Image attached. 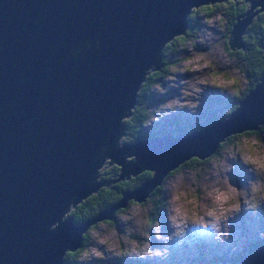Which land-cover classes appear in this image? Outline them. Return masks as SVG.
<instances>
[{
	"label": "water",
	"instance_id": "obj_1",
	"mask_svg": "<svg viewBox=\"0 0 264 264\" xmlns=\"http://www.w3.org/2000/svg\"><path fill=\"white\" fill-rule=\"evenodd\" d=\"M223 0H0V264H65L95 223L143 202L184 161L204 160L228 136L264 127L261 78L223 118L184 135L120 142L145 76L184 35L192 9ZM236 1V0H233ZM226 46L242 37L264 0H244ZM103 165L112 179L99 181ZM147 171L135 188L75 224L90 194ZM234 264H264L258 243Z\"/></svg>",
	"mask_w": 264,
	"mask_h": 264
},
{
	"label": "rangeland",
	"instance_id": "obj_2",
	"mask_svg": "<svg viewBox=\"0 0 264 264\" xmlns=\"http://www.w3.org/2000/svg\"><path fill=\"white\" fill-rule=\"evenodd\" d=\"M200 20L194 38L178 43L176 60L168 75L149 91L151 96L145 104L152 112L151 121L162 122L150 123L144 129L147 132L171 133L177 125L186 131L191 126L199 128L214 117L223 118L254 81L242 72V61L230 56L225 47L227 16L213 12L206 18L201 15ZM120 142H126L124 137ZM230 143L206 162L172 173L146 203L129 201L111 221L90 226L84 244L73 258L82 264H133L134 260L145 264H200L202 260L203 264H234L241 259V253L248 254L256 243L264 242V187L254 197L249 191L251 184H264V172L254 170L241 157L248 155L250 149L257 158L264 156V127L238 134ZM213 180L218 182L216 186L227 180L237 190L248 191L250 202L256 205L253 212L241 201L239 212L228 213L229 237L223 244L213 241V221L204 215V206L209 204L204 192ZM174 193H186L189 199L195 198L194 202L181 204L172 199ZM160 194L165 198L164 206L149 215L153 200ZM177 207L182 209V222L174 228L170 209ZM156 211H161L158 221H151ZM178 230L184 237L179 246L174 237ZM145 244L148 252L167 249V257L138 255Z\"/></svg>",
	"mask_w": 264,
	"mask_h": 264
},
{
	"label": "trees",
	"instance_id": "obj_3",
	"mask_svg": "<svg viewBox=\"0 0 264 264\" xmlns=\"http://www.w3.org/2000/svg\"><path fill=\"white\" fill-rule=\"evenodd\" d=\"M246 8L247 7H246L244 0H236V1L223 0L221 2L214 3L212 5L201 6L196 9H192V11L190 12L188 16L187 29H186L185 34L175 37L172 41L168 42L164 46L161 52V56H160L159 68L155 71H150L146 74L145 79L141 83L140 88L137 92V96L135 100L136 103L133 109L131 110L130 115L128 117H125L122 121L123 128H124L123 137L127 143L133 142L137 139L155 136L156 132H147L144 130L148 127L147 125H149L150 123L158 124L162 122L161 120L151 121L152 112L145 104L146 100L149 98V96H151L149 91L154 86L160 85L163 78L166 75H168L170 71L169 68L172 66L173 62H175L176 60L174 56L177 52L178 43L183 40L190 39L192 37L194 38L195 31H198L200 27V23H201L200 16L202 15L204 16V18H206L207 16H210L211 13L213 12L227 16L228 23H229V24L227 23L228 25L227 31H228L231 26L232 19H234L238 14H240ZM261 37H264V12H260L259 14H257L253 18L250 25L247 27L246 33L242 37L244 50H230L228 48L229 55L232 57L239 58L242 61L240 65L242 72L248 77H250V79L252 80L261 78L263 56H258L261 50V48L258 47V44L260 43L259 39ZM226 40L227 38L225 36V46H226ZM253 82L247 88V92L249 91ZM247 92H245L243 96H245ZM243 96L239 97L237 101L241 100ZM236 103L232 104L231 109H233ZM216 118L218 119L220 117L217 116L212 119L209 118L210 120L206 121L204 125H206L210 121L216 120ZM170 123H171L170 124L171 126L174 125L173 122H170ZM204 125H202L201 127H203ZM177 126L178 128H176V130L172 133H175L177 135H184L193 129H197L199 125L191 126L186 131L181 130V128H179V125ZM260 130L261 128L258 129V131ZM250 132L252 131L243 132V133L248 134ZM237 135L238 134L230 135L223 142H220L213 155H217V153L222 147L231 144L230 142H232V140ZM213 155H211L210 157H212ZM209 158L204 159L202 161L195 159V158H190L184 161L182 164H180L177 168L169 172L167 177H169L172 173H175L182 167H191V166L199 165L203 162H206ZM142 172L141 174L148 176L147 171L145 172L142 171ZM99 175H100V177L98 178L99 181L112 179V165L110 166L105 165L103 168H101L99 170ZM141 180L142 178L134 176V178L124 179L123 181H117L115 183H110L107 186H104L103 189H98L95 193L90 194L84 200L79 202L75 207L73 208L71 207L69 209L68 215L72 218L75 224L82 223L83 221L90 219L92 216V213L115 203L117 201L118 193H122L123 191L132 190L137 184H139ZM164 200L165 198L163 197L162 194L157 195L155 200H153L154 206L153 208H151L149 215H151L152 211H154L157 207H158V210L159 208H162L164 206L163 205ZM156 213L155 215H153V217L154 216L155 217L150 219L151 221H155V220L158 221V216L160 215L161 211H159L157 215ZM87 233H88V230L83 235L82 244H84L85 236L87 235ZM257 244L258 243H256V245ZM74 254H75L74 252L65 253L63 257V262L65 264H82L80 259L73 258ZM202 261L203 262L200 264H203L205 262V260H202ZM133 264H145V263L139 262L138 260H134ZM195 264H199V263H195Z\"/></svg>",
	"mask_w": 264,
	"mask_h": 264
},
{
	"label": "clouds",
	"instance_id": "obj_4",
	"mask_svg": "<svg viewBox=\"0 0 264 264\" xmlns=\"http://www.w3.org/2000/svg\"><path fill=\"white\" fill-rule=\"evenodd\" d=\"M229 113V112H228ZM200 129V128H197ZM196 130V129H193ZM258 131V130H257ZM254 143V142H253ZM245 164H250L253 166L254 170L264 172V156L257 158L251 154V149L249 154L241 157ZM217 181L213 180L212 184L205 189L204 198L209 201V204L205 205L204 215L212 219V227L214 229L213 241L223 244L228 239L227 230V220L229 218L228 213H235L240 211L241 201L247 206V208L255 211L256 205L250 202L248 196L249 192L244 190H237L231 184L224 180L220 186L217 185ZM264 187V184L256 183L249 186V191L255 196V194ZM173 200L180 201L181 204H191L194 202V197L189 199L186 193L173 194ZM264 199V196L261 197ZM172 215L170 217L172 225L174 228H178L179 224L182 222V209L172 208L170 209ZM224 225L223 230H221V225ZM207 226V225H204ZM176 238L177 246L184 241L183 233L181 231H176L174 233ZM159 238V237H158ZM103 243L104 241H100ZM264 243V242H263ZM148 245L145 244L144 248L141 249L137 254L140 256L152 255L164 259L168 255L167 249L157 250L154 252H148ZM111 250V248H110ZM94 255H99L98 252L92 250Z\"/></svg>",
	"mask_w": 264,
	"mask_h": 264
},
{
	"label": "flooded vegetation",
	"instance_id": "obj_5",
	"mask_svg": "<svg viewBox=\"0 0 264 264\" xmlns=\"http://www.w3.org/2000/svg\"><path fill=\"white\" fill-rule=\"evenodd\" d=\"M227 33V32H226ZM228 35V34H227ZM227 35H226V38H227ZM261 40H262V42H261V44L264 42V37H261L260 38ZM259 39V40H260ZM263 45V44H262ZM164 133H166L165 131H160V132H156L155 133V135H160V134H164ZM145 172V171H144ZM143 173V172H142ZM137 177H139V178H142V180L139 182V183H141L143 180H145V179H147L148 178V176H145L144 174H141L140 173V175L138 174V175H136ZM135 176V177H136ZM130 178H134V177H129V179ZM161 186L162 185H160V186H158V187H156V188H154L153 189V191L151 192V194L143 201V202H140V203H138V204H144V203H146L148 200H149V198L153 195V194H155L156 192H157V190L159 189V188H161ZM136 187V186H135ZM134 187V188H135ZM149 211H150V209H149ZM147 219V218H146ZM148 220V219H147ZM252 248V247H251ZM250 248V249H251ZM254 249V248H253ZM252 251V250H251Z\"/></svg>",
	"mask_w": 264,
	"mask_h": 264
},
{
	"label": "bare ground",
	"instance_id": "obj_6",
	"mask_svg": "<svg viewBox=\"0 0 264 264\" xmlns=\"http://www.w3.org/2000/svg\"><path fill=\"white\" fill-rule=\"evenodd\" d=\"M247 29V28H246ZM169 229H170V227H169Z\"/></svg>",
	"mask_w": 264,
	"mask_h": 264
}]
</instances>
